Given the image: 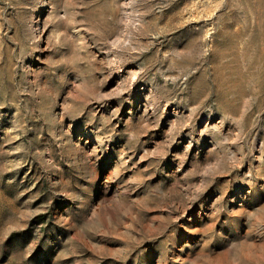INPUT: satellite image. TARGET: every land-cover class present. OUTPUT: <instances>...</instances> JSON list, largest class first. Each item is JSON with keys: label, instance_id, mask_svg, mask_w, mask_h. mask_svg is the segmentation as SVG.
<instances>
[{"label": "rangeland", "instance_id": "obj_1", "mask_svg": "<svg viewBox=\"0 0 264 264\" xmlns=\"http://www.w3.org/2000/svg\"><path fill=\"white\" fill-rule=\"evenodd\" d=\"M0 264H264V0H0Z\"/></svg>", "mask_w": 264, "mask_h": 264}]
</instances>
